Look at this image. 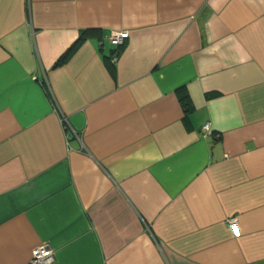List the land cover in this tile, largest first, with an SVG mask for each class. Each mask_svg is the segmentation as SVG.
<instances>
[{"label": "crops", "instance_id": "1", "mask_svg": "<svg viewBox=\"0 0 264 264\" xmlns=\"http://www.w3.org/2000/svg\"><path fill=\"white\" fill-rule=\"evenodd\" d=\"M41 244L264 264V0H0V264Z\"/></svg>", "mask_w": 264, "mask_h": 264}, {"label": "built area", "instance_id": "2", "mask_svg": "<svg viewBox=\"0 0 264 264\" xmlns=\"http://www.w3.org/2000/svg\"><path fill=\"white\" fill-rule=\"evenodd\" d=\"M128 36V31H113L109 34V38L112 43L116 45H121L126 37ZM111 61L115 62L118 58V54L111 55ZM203 130L206 132L209 130V122L205 123L203 126ZM227 221L231 225H235L237 223V217L232 216L227 219ZM54 260L53 249L47 244H41L35 247L32 250L31 257L27 264H50Z\"/></svg>", "mask_w": 264, "mask_h": 264}, {"label": "trees", "instance_id": "3", "mask_svg": "<svg viewBox=\"0 0 264 264\" xmlns=\"http://www.w3.org/2000/svg\"><path fill=\"white\" fill-rule=\"evenodd\" d=\"M92 29L86 28L83 29L78 37L70 44V46L58 57V59L55 61L54 65H58L61 63L66 62L72 54L78 49V47L82 44V42L86 39L87 35L90 34ZM118 46V45H117ZM112 61L110 63H107L108 69L112 76H114V67H113ZM178 98L184 107V111L187 112L189 110V95L186 91L182 90L181 88L177 89ZM207 97H211L216 95L215 92H209L206 94Z\"/></svg>", "mask_w": 264, "mask_h": 264}]
</instances>
